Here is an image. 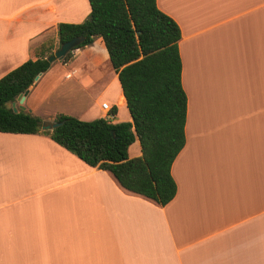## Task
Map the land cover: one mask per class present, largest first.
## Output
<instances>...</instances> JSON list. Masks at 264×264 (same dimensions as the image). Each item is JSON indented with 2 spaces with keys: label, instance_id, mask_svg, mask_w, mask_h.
Segmentation results:
<instances>
[{
  "label": "crops",
  "instance_id": "obj_1",
  "mask_svg": "<svg viewBox=\"0 0 264 264\" xmlns=\"http://www.w3.org/2000/svg\"><path fill=\"white\" fill-rule=\"evenodd\" d=\"M156 4L181 32L187 110L175 196L158 205L43 133L0 132V264H264V0ZM89 12L88 0H0V77L51 54L58 24ZM71 52L40 73L23 110L34 115L35 89L75 69L91 100L77 118L131 121L102 39ZM58 113L68 114L49 118ZM133 144L130 157L141 154Z\"/></svg>",
  "mask_w": 264,
  "mask_h": 264
},
{
  "label": "trees",
  "instance_id": "obj_2",
  "mask_svg": "<svg viewBox=\"0 0 264 264\" xmlns=\"http://www.w3.org/2000/svg\"><path fill=\"white\" fill-rule=\"evenodd\" d=\"M88 1L90 12L83 22L58 24L59 44L84 36L78 48L95 37L102 39L131 121L82 120L58 113L54 121L62 123L42 129L39 117L14 112L9 104L53 62L39 56L0 77V132L43 133L88 165L111 173L122 188L166 205L176 194L171 165L185 144L187 96L182 86L180 28L156 0ZM116 110L113 105L110 113ZM136 139L141 154L130 157L128 149Z\"/></svg>",
  "mask_w": 264,
  "mask_h": 264
},
{
  "label": "rangeland",
  "instance_id": "obj_3",
  "mask_svg": "<svg viewBox=\"0 0 264 264\" xmlns=\"http://www.w3.org/2000/svg\"><path fill=\"white\" fill-rule=\"evenodd\" d=\"M71 56H72V52H71ZM69 59H67L66 61H64L63 58L61 60L56 59L53 62L64 63V62H68ZM72 75L68 78L66 77L65 81H62V77L64 76V74L62 73V77L60 79L58 77V80L56 84L54 85V87L47 88V85H46L41 91H39L38 89H35V91L33 92V95H34L33 112H34V115L39 117L42 122L43 121H54L53 119L49 118L50 114L53 113L54 111H60V110H62L65 113H68V115H72V116L74 115L78 117L83 112L85 108V104L87 102H91V100H89V97L86 96L84 91L80 89V86L76 85L75 81H76L77 76L75 75L72 76ZM28 101L30 102V100ZM22 104L25 105L24 101ZM9 106H11V103L9 104ZM17 106H19L18 102H16L15 104V107L17 108V110L25 111L21 108H18ZM29 107L31 109L30 105ZM135 146L136 145H134L131 149L129 148V151H128L129 154L133 153Z\"/></svg>",
  "mask_w": 264,
  "mask_h": 264
},
{
  "label": "water",
  "instance_id": "obj_4",
  "mask_svg": "<svg viewBox=\"0 0 264 264\" xmlns=\"http://www.w3.org/2000/svg\"><path fill=\"white\" fill-rule=\"evenodd\" d=\"M84 40V36H75L69 40H66L64 42H61L59 44V46L56 48V50H54L51 54H49L46 59L49 62H52L54 60H61L68 51L72 50L73 48H75L79 43H81ZM40 74H38L35 77V80L38 78ZM28 93V90L19 93L18 96L16 97V99L14 101L11 102V107L13 109L14 112H17V108L15 107L16 102L19 103V108L24 109V105L22 104L26 95ZM62 122L59 121H43L41 123V128L42 129H53L57 126H59ZM113 133V132H112Z\"/></svg>",
  "mask_w": 264,
  "mask_h": 264
},
{
  "label": "built area",
  "instance_id": "obj_5",
  "mask_svg": "<svg viewBox=\"0 0 264 264\" xmlns=\"http://www.w3.org/2000/svg\"><path fill=\"white\" fill-rule=\"evenodd\" d=\"M76 73V70L75 69H73V70H71L70 72H68L66 75H65V77H70L72 74H75ZM101 107H102V109L105 111V113L107 114V116H110V110H111V108H112V106L111 105H109L107 102H102V104H101Z\"/></svg>",
  "mask_w": 264,
  "mask_h": 264
}]
</instances>
